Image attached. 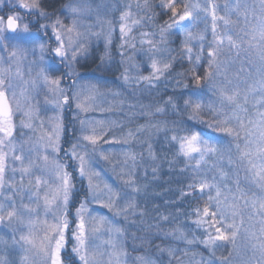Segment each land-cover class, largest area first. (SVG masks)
I'll use <instances>...</instances> for the list:
<instances>
[{
  "label": "snow or ice",
  "instance_id": "6c2138e0",
  "mask_svg": "<svg viewBox=\"0 0 264 264\" xmlns=\"http://www.w3.org/2000/svg\"><path fill=\"white\" fill-rule=\"evenodd\" d=\"M131 4L127 5L126 10L120 14V39L124 44L128 43L127 37L133 31V26L141 23L140 20L132 19ZM137 7H141L137 3ZM143 7L152 10L151 5L148 4V0H144ZM159 7L165 12H171L169 21H166V27H161L160 36L161 42L166 40V33L171 30H178L181 34L185 35L184 49L189 55L191 60L192 48L189 47V43L193 39L204 40V35H194L191 28L194 26L197 17L193 15L195 11H208V9H202L199 4L189 5L187 3L181 4L179 0H160ZM182 10H178L181 9ZM14 8L16 11L11 12L6 17L0 16V44L3 45V52H8L9 46H11V52L8 55L9 66H4V59L0 56V196H3L5 201L10 203L5 204L0 202V223H4L7 220L11 225L13 221L18 222L20 225L25 226L27 233L20 234L19 241L15 240L14 243L19 244L24 255L21 256V264H36L39 259L40 264H66L62 259V252L66 249L67 245V232L71 230L72 239L75 244L72 247V253L78 259L79 264H125L121 260L122 255H126V252L121 248L119 244V237L124 233L121 228L116 227L107 216H94L89 213L86 203H81L76 209L75 221L70 219L69 200L70 192L73 187L72 174L67 171L71 166L69 163H61L58 154L62 151L61 147V133L64 130L60 122V117H54V124L51 131L42 132V134L32 141L31 137L25 140L24 143H31L29 151L35 152L38 148L44 151L40 153V159L43 161V169L50 175L55 176L56 184L54 187H50L49 192H45L43 195L44 212L43 219H33L31 216L25 220L24 213L18 208L14 201V195L23 191V180L25 177H30L32 169L36 166V161L29 159L27 165L23 163L25 157L23 155V146L21 147V154H16L18 147L14 140V131L16 124L14 123V115L17 112L23 113L28 117V120H21V127L28 128L35 131V126L30 122L33 115V107L31 104L32 97L27 93V90L20 92V98H17L15 91L12 92L11 99H9L8 90L13 89L11 81L12 69L11 62H18L26 57L29 51L28 45L34 43L35 37L29 34V25L22 24L23 14L19 10H24V13L35 15L39 12V16L47 18V13L42 9L40 0H14ZM68 8L74 14V17H78L83 11H92L93 9L86 4H72ZM208 8L211 9L212 19V33H213V46L208 50V66L205 69V76L201 78L196 74L195 65L191 70V74L195 79V83L200 85L201 79L207 80L213 75L212 69L219 68L218 57L223 51V45L227 40L228 48L236 53V57L240 59V71L247 72L248 77L243 80V84L246 87L243 89L244 104L248 103L249 96L260 95V99L256 101L259 106L253 117L242 116L241 112L247 114L248 108L244 107L240 103L241 85L237 84L235 90L230 93L225 90H220V96L222 100V107L217 109L212 105H209L211 112V120L208 122L209 128L214 132L223 133L228 137L233 138L236 141L235 148L237 152V159L241 166L244 168L245 180L248 183L259 190V194L253 193L252 198L249 201L248 193L240 188L239 182H237V191L232 193L229 189L228 194L222 193L219 185L216 182L214 176L212 180H208L206 174L201 175L202 163L206 162V157L209 155L217 156L223 159V150L218 146L219 140H215L211 137H206L199 131H191L190 134L182 136L173 135L172 140L178 143V154L185 158L188 164L195 161V167L192 168V179L187 184L185 189H181V198L184 196H192L194 199H203L204 193L207 190V200L204 202L203 207H195L193 212L195 218L192 222L203 233V239L200 241L209 251L214 255L217 247H222L226 244H231L232 248L229 250L228 257H222V264H264V0H259V12L255 7H250L247 4L241 5L240 0H237L236 6L232 11L236 12L237 16L244 17V27L240 29L242 36H238L233 39L232 36H219L217 34V20H223L225 25L233 23L228 18L220 17L217 15L216 5L209 0ZM97 11H99L97 9ZM148 19H152V16H148ZM253 20L255 23H253ZM185 21H189V24H185ZM109 31L106 36V50L112 42V22L108 21ZM59 26V29L58 27ZM41 29L46 33L48 25L41 24ZM52 34L56 41V46L51 49L56 57L61 58V62L67 60L69 51H71L72 61H76L78 53L84 48L83 44H79L78 40L83 35L77 30V19L73 18L72 24L65 28L62 21L57 18L51 25ZM99 36L100 33H93ZM143 37H147L149 33H141ZM245 37L247 39H245ZM51 39V37H50ZM67 40V43H65ZM141 44L150 45L149 51L156 52L159 49L151 40H141ZM135 47V45H132ZM43 51L44 45H40ZM255 54V59L253 58ZM123 58V51H121ZM151 58V57H150ZM201 57L196 56V64H199ZM245 64L248 67H245ZM68 71L66 76L72 78L76 73L72 68L71 62L67 65ZM151 74L150 76H140V81H146L150 86L155 87L152 83L153 80H159L168 70L171 65L169 63L159 64L155 58H152L151 62ZM16 76L21 77L19 67H17ZM43 82L48 86V91L51 93L50 98H46V102L50 103L53 108L62 110L64 105L69 104L70 99L76 101V107L81 112H88L92 110L93 106L90 103L82 101L80 99L81 93L78 91H72V96L67 94L68 91L73 90L76 86V81H73L67 88L61 87V78H50L44 71H41ZM123 79L127 83L129 81V75L127 69L123 74ZM7 81V82H6ZM35 85V81H33ZM93 86V91H94ZM94 99L93 95H89L86 100L91 101ZM227 102L230 105H235L231 114L223 111V102ZM186 106H191L193 112L190 115V119L198 120L203 115L202 104L195 102L190 105L189 101H185ZM15 105V107H13ZM157 112H163V108H157ZM113 124L115 122H112ZM82 129L87 126L90 131L87 133L82 132V139L87 142V145L91 146V150L86 145L80 144L79 141L72 143L69 150L64 151L66 159H70L73 162L78 161L76 170H78L80 177H87L88 188L93 202L98 203L102 208L108 209L115 216L124 215L127 219L130 210L134 213L137 207L135 198L130 196L128 192L119 188H113L111 185L105 183V191H101L99 184L93 183V177H99L100 173L95 171L92 167L91 157L95 154H99L100 159L110 161L112 157L111 152H105L99 147V143L103 140L106 144L124 143L128 142V138L134 134L129 131L126 137L118 139L113 137L112 139H105L108 132L111 130V124H106L103 120H81ZM41 127H43L41 125ZM151 127L160 130V126L151 125ZM144 130V126H141L137 131ZM21 135H24L21 133ZM241 141L243 144H241ZM51 150V153L57 155L50 156L47 150ZM82 150V151H78ZM151 145H149V151ZM231 149H229V152ZM196 154V155H194ZM125 165L127 161L133 162L132 167H135L136 156L130 152H124ZM198 156V158H197ZM9 157L13 161L20 162V167L17 169L15 164L9 163ZM229 163H233L231 157ZM11 167L15 173L17 170L21 172V187L15 186V177L11 181H6V173ZM219 172L221 179L227 177V173L224 172L218 165H214ZM156 168H153V172H156ZM182 171L184 169H181ZM118 179L130 189L132 193H139L141 189L136 185L133 179V173L131 171L125 173L122 168L118 173ZM31 184V179H29ZM11 189L8 194L4 193V188ZM41 184L48 185L49 182L41 180L40 177L36 178L35 186L40 188ZM215 190V196L212 195V191ZM199 196H196V193ZM39 198V192L34 193ZM231 195V200L229 199ZM106 197V198H105ZM243 199L244 204L241 206L239 201ZM23 209L28 213H36L39 215L36 208L30 206V204H22ZM251 208L249 220L258 218L257 222L260 225L259 233L253 230L254 226L249 228H243L245 210ZM48 213L52 214V219H48ZM6 214V215H5ZM87 214V215H86ZM231 217V220H229ZM240 217V223H236V218ZM166 220L167 217H164ZM75 223V228H72V224ZM91 224L90 231L93 234L106 231L109 238L102 241L103 245H107V248L102 247L101 244H95L88 241V225ZM38 228L40 231L38 232ZM243 229V236L241 231ZM179 232V230H176ZM98 238V237H97ZM176 239L184 240L187 244L196 242L194 239H188L183 232H179ZM240 238L244 243L245 250L250 251L251 256L241 257L240 251L237 247V241ZM217 242H221L218 244ZM160 251L167 252L169 257L175 255V250L172 248H160ZM235 253V258L233 254ZM105 257L107 261L105 262ZM233 258V259H230ZM138 264H155V262L148 257H138ZM0 264H6L3 258H0ZM211 264V262H209Z\"/></svg>",
  "mask_w": 264,
  "mask_h": 264
},
{
  "label": "rangeland",
  "instance_id": "374dc122",
  "mask_svg": "<svg viewBox=\"0 0 264 264\" xmlns=\"http://www.w3.org/2000/svg\"><path fill=\"white\" fill-rule=\"evenodd\" d=\"M46 4H43V0H40L42 9L48 14L47 18L39 16V12L35 15L26 14L24 10H19L23 14L22 24L29 25V34L35 37L34 43L29 44L27 47L29 51L27 52L26 57L21 59L18 64L16 62H11L12 76L11 81L13 84V89L8 90L9 99H11L12 92L15 91L17 98H20V92L22 90H27V93L32 97L31 104L33 107V115L31 118V123L35 126V131L22 128L21 120H28V117L21 112L15 113L13 119L16 124V129L14 131V140L17 143L18 147L16 149V154H21V147L23 146V155L25 157L23 163L28 164L29 159L36 161V166L32 169V174L30 177H25L23 180V191L19 194L14 195L15 204L20 210L24 213L25 220L31 216L33 219H43L45 216L44 212V203L43 195L45 192L50 191V187H54L56 184L55 176L50 175L46 170L43 169V161L40 159V153L43 149H37L35 152L29 151L31 143L25 144L24 141L28 140L31 137L32 141H35L42 132L51 131L54 124V117L59 116L60 122L63 126V131L61 133V147L62 151L58 154L61 163H69L72 165L73 172L76 173L77 177L84 182L86 193L84 197L78 198L73 204L74 196V186L70 192L69 206L72 202L73 208L69 209L71 215L70 219L75 221L76 209L80 206L81 203H86L89 213L94 216H107L109 220L116 226L122 229L124 233L123 223L126 220L133 217L137 210L133 213L131 210L128 214L127 219L124 215L115 216L112 212H109L108 209L102 208L98 203H95L91 199V195L88 188V179L87 177H80L78 170H76V165L78 161L73 162L70 159H65L64 151L70 149L72 143L79 141L80 144L86 145L91 150V146L87 145V142L82 139V132L87 133L90 129L85 126L83 129L81 127V120H103L106 124H111V130L108 132L105 139H112L116 137L122 139L126 137L131 131L134 135L128 138V142L124 143L123 140L121 143L106 144L103 140L100 141L99 147L105 152H111L112 157L110 161H105L100 159L99 154H95L91 157L92 167L95 171L100 173L99 177H93V183L99 184L101 191H105L104 184L107 183L113 188H119L123 191L129 193L130 196H133L136 201V193H132L130 189L118 179V173H120L123 168L125 173L131 171L133 173V179L137 185L139 179H144L147 176H152L156 173L153 172L155 165V141L158 136H161L164 133V128L167 130V126L164 127V124L156 120V117L162 116L163 112H157V108H161L159 105H155L154 100L147 101L146 96H148L149 87L147 85H139L140 76H149L151 74V62L152 58H155L157 61L162 60L163 57H169L168 53L162 54V50L156 52H150V45L141 44V40L147 39L153 41L157 47V43L160 41L157 40L156 31L154 29L148 30L149 28L144 27L142 23L135 25V32L132 31L129 36L126 38L128 43L124 44L123 49H121V44L123 43L120 39V14L122 11L126 10L127 5L131 4L132 19L142 21L141 12L144 11L143 3L139 0H46ZM215 4V0H211ZM86 4L89 5L93 10L92 11H83L78 17H74V14L68 8L72 4ZM137 3L141 7H137ZM189 5L199 4L202 9H208V11H195L203 14L204 23L206 24L203 29L204 39L210 40L213 43V33H212V19H211V9L208 8L209 0H187ZM241 5L247 4L250 7H255L257 12H259V0H241ZM97 9L99 11H97ZM1 10H7L6 15L10 14L13 11H16L14 8V0H0V12ZM133 10V11H132ZM3 16V15H1ZM59 18L62 23L67 26L72 24L73 18L77 19V30L83 35L79 38L78 43L83 44L84 48L78 53L76 61H72L71 51H69L67 60L63 63L61 58L56 57L54 52L51 51L53 47L56 46L55 38L52 34L51 25ZM108 21L112 22V42L106 50V36L105 34L109 31ZM233 23L225 25L223 21L217 20V34L219 36H226L221 32L224 31L228 35L232 36L233 39H236L238 36H242L240 29L244 27V17L237 16L234 17ZM253 23L255 21L253 20ZM48 25V30L45 33L41 29L40 25ZM59 29V26H57ZM133 28V29H134ZM147 32L149 35L143 37L141 33ZM93 33H100L99 36L94 35ZM138 33L140 39L138 43L142 46L132 47L133 44H136V40L133 39V34ZM222 33V34H221ZM232 33V34H229ZM221 34V35H220ZM51 37V39H50ZM245 39H247L245 37ZM135 40V41H134ZM134 41V42H133ZM227 40H225L226 42ZM133 42V43H132ZM197 42L200 43L201 40L197 39ZM67 43V40H65ZM227 43V42H226ZM224 43L223 49L225 51L228 45ZM43 44V51L40 48V45ZM160 44V42H159ZM3 45L0 44V56L4 59V66H9L8 55L11 52V46H9L8 52H3ZM121 51H123V58L121 56ZM229 53L232 54L231 59L234 60L237 68L240 69L241 61L236 57V53L229 49ZM223 52V51H222ZM221 54V53H220ZM151 57V58H150ZM255 59V54H253ZM219 61V60H218ZM71 62L72 68L76 75L72 78H68L65 74L68 71L67 64ZM17 67H19L21 77L15 75ZM245 67H248L245 64ZM125 69L128 71V75L132 76L127 82L128 85L124 82L123 74ZM241 76H236L233 80L230 81L229 87L235 90L237 84H240L242 87L243 80L248 77L247 72H241ZM44 71L50 78H61V87L67 88L69 85L76 81V86L73 90L68 91V95L72 96V91H78L81 93L80 99L87 103L92 104V110L88 112H81L76 107V101L70 99L69 104L64 105L62 110H57L53 108L50 103L46 102V98L51 97V93L48 91V86L43 82L41 76V71ZM138 78V79H137ZM227 79V78H226ZM35 81V85H33ZM7 82V81H6ZM226 84V83H225ZM138 85V86H133ZM228 85V84H226ZM244 85V84H243ZM94 86V91H93ZM241 90L240 103L246 107L248 105L244 104L243 89ZM227 90L226 88H222ZM89 95H93L94 99L91 101L86 100ZM252 95H250L251 97ZM250 99V98H249ZM227 103V102H226ZM228 104V103H227ZM253 106V105H252ZM15 107V105H13ZM222 107V103L216 106L217 109ZM232 110L235 105H230ZM224 111V110H223ZM242 116H248L241 112ZM112 122H115L114 124ZM41 125L43 127H41ZM151 125L160 126V130L157 128L151 127ZM144 126V130L138 132L137 130ZM208 130L216 135L223 144L221 149L223 150V159L219 158V155L215 156L217 161L216 165H223L225 167H230L232 170L231 179L234 180L235 190L232 193L237 191V182H239L240 188L248 193L249 201L252 198V194H259V190L251 186L248 181L245 180V172L243 166L237 159V152L235 148L236 141L233 138L226 136L223 133H218L212 131L209 126ZM169 129V128H168ZM23 133L24 135H21ZM241 144L243 142L241 141ZM149 145H151V150L149 151ZM229 149L231 151L229 152ZM50 156H55L57 154L51 153V150H47ZM78 151H82L79 150ZM124 152H130L136 156L135 167H132L133 162L131 160L127 161L125 165V157L123 156ZM231 157L233 163H229V158ZM9 163L15 164L17 169L20 167V162L13 161L9 157ZM68 172L71 170L68 168ZM21 172L17 170L15 173L9 167L6 173V181H11L13 176L15 177V186L17 188L21 187ZM40 177L41 180H46L49 182L48 185L41 184L40 188L37 189L35 186L36 178ZM31 179V184L29 183ZM73 184V183H72ZM4 193L8 194L11 192V189L7 187V184L4 188ZM39 192V198L34 195V193ZM106 198V197H105ZM231 200V195H229ZM0 202L5 204L10 203L5 201L3 196H0ZM240 205L244 204V200L239 201ZM22 204H30L31 207L36 208L38 216L36 213H28L23 209ZM251 208L245 210L244 225L243 228H249L254 226L253 230L259 233L260 225L257 222L258 218L249 220V213ZM6 215V214H5ZM87 215V214H86ZM48 219H52V214L48 213ZM237 224L240 223V217H237ZM72 228H75V223L72 224ZM88 241L95 244H101L102 247L107 248V245H103L102 241L109 238L106 231L101 233L93 234L91 229V224L88 225ZM177 229L170 230L164 234H161V237L171 242V245H167L164 248H172L175 250V255L169 257L167 252H161L158 250L157 254L153 255H144V254H134L130 256L126 249V234L124 233L119 237V244L121 248L126 252V255L121 256V260L125 264H138V257L144 256L152 259L155 264H222L220 259H212L211 256L202 255L194 251V247L191 244H187L184 240L176 239L175 237L179 235V232H183ZM28 229L20 225L18 222L13 221L11 225L8 224L7 220L4 223H0V258H3L6 261V264H21V256L24 255L22 247L14 243L13 236L15 240L19 241L20 234L27 233ZM40 229L38 228V232ZM241 236H243V229L241 231ZM98 237V238H97ZM149 243L145 242L143 244H136L133 250L137 251L138 247L142 245H147ZM151 243V241H150ZM243 241L238 238L237 247L240 251L241 257L245 259L251 256L250 245L249 250H245L243 247ZM69 244L70 253L73 258L72 264H79L78 259L72 253V247L75 244V241L72 239V232L69 230L67 232V245ZM66 250V249H65ZM64 250V251H65ZM62 252V259L63 253ZM235 258V253L233 254ZM230 258V259H233ZM105 262L107 257L104 258ZM36 264H40L39 259H37ZM66 264H69L66 262ZM71 264V263H70Z\"/></svg>",
  "mask_w": 264,
  "mask_h": 264
},
{
  "label": "trees",
  "instance_id": "16d2710c",
  "mask_svg": "<svg viewBox=\"0 0 264 264\" xmlns=\"http://www.w3.org/2000/svg\"><path fill=\"white\" fill-rule=\"evenodd\" d=\"M139 1L144 3V0ZM46 3L48 2L43 0V4L48 5ZM159 3L160 0H148L151 9H154V14L152 10L145 8L141 12V23L144 27L149 28L148 30L154 29L156 31L157 40L160 38V44L158 42L156 48L162 50V54H169V57H163L162 60H158V63L161 65L169 63L171 67L165 71L159 80L152 81L155 87L150 86L146 81H140L139 85H147L149 87L148 96L145 98L148 102L154 100L155 105H159L164 109L163 115L156 117V123L159 121L164 124V127L167 126L169 129L165 130L164 128V133L158 136L155 141L156 173L153 177L147 176L137 181V186L141 189L139 193H136L137 212L123 223L124 233L126 234V249L130 256L134 254H157L160 248L171 245V242L161 237V234L173 229H179L183 231L188 239L196 241L191 244L196 253L221 260L222 257H228L232 245L226 244L222 247H217L213 255L200 242L203 239L204 233L192 222L195 218L193 209L197 206L203 207L208 193L206 190L203 199H194L192 196L181 198V189H185L192 179V168L195 167V161L193 160L191 164H188L185 158L178 154V143L172 140V136L174 134L182 136L190 134L191 131H199L206 137L219 140L218 146L221 148L223 142L207 129L208 122L211 120L209 105L216 108L218 104L222 103L220 90L226 88L229 93L233 91L232 86L229 87V83L236 76H241V73L238 71L239 68H237L234 60L231 59L232 54L229 53V48L226 47L225 51L223 49V52L218 57L219 68H213V75L207 80L201 79L200 85H197L191 74V70L195 65L196 74L201 78L205 76V69L210 59L208 57V50L213 46V43L211 39H204L200 43L197 42V39L191 40L189 43V47L192 48L190 60L188 53L184 49L185 35L181 34L178 30L173 29L169 33H166V40L161 42L160 29L161 27H166L165 22L170 20L171 12H165L161 9ZM179 3L182 6L187 3V0H179ZM236 4L237 0H215L217 15L234 20L236 12L232 11V9ZM178 10H182V7ZM7 12V10H1L0 16L6 17ZM193 15L197 19L191 31L194 35H198L203 33L206 24L204 23L202 13L194 12ZM148 16H152V19H148ZM184 23L187 25L190 22L185 21ZM135 29H133L134 32ZM221 32L228 35L229 30L227 33L222 30ZM133 39L136 40V44L133 45L142 48L138 43L140 39L138 33L133 34ZM197 55L201 57L199 64L195 62ZM130 78L132 79V76L130 77L129 75ZM126 84L128 85V83ZM244 86L242 84L241 90ZM249 98L247 115L253 117L259 107L256 101L261 97L259 94H256L255 96H249ZM185 101H189L190 105L195 102L202 104L203 115L200 119L192 120L189 118L193 112V108L186 106ZM223 110L225 113L231 114L232 107H229V104L225 101L223 102ZM216 161L215 156L209 155L206 157V162L201 165L203 170L201 175L206 174L210 181L215 176L222 193L228 194L229 189L233 192L235 190V183L231 179V168L228 166L224 168L222 164L218 165L219 168L227 173V177L221 179L217 168L214 167ZM71 166L69 169L72 172V183L75 189L72 198L74 204L78 198L84 197L86 189L84 182L77 177ZM181 169L184 170L182 171ZM199 195L197 192L196 196ZM212 195L215 196V190L212 191ZM72 208L71 202L69 209L72 210ZM164 217H167V219L165 220ZM229 220H231V217H229ZM148 241L147 245L138 247L137 251L133 250L136 244H143ZM217 243L220 244L221 242ZM70 252L68 244L63 253V260L72 264L73 258Z\"/></svg>",
  "mask_w": 264,
  "mask_h": 264
},
{
  "label": "flooded vegetation",
  "instance_id": "af4514ba",
  "mask_svg": "<svg viewBox=\"0 0 264 264\" xmlns=\"http://www.w3.org/2000/svg\"><path fill=\"white\" fill-rule=\"evenodd\" d=\"M7 16V15H6ZM63 161H66V158L65 159H63Z\"/></svg>",
  "mask_w": 264,
  "mask_h": 264
}]
</instances>
